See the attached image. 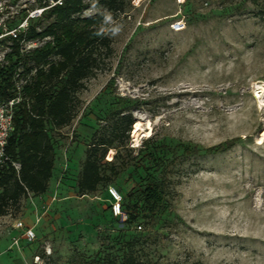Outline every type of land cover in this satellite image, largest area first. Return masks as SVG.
<instances>
[{"label":"rangeland","instance_id":"obj_1","mask_svg":"<svg viewBox=\"0 0 264 264\" xmlns=\"http://www.w3.org/2000/svg\"><path fill=\"white\" fill-rule=\"evenodd\" d=\"M41 0H0L6 29ZM89 8L82 17L111 13L123 25L102 71L85 82L71 125L52 133L55 168L47 192L0 217V264H75L121 257L135 242L140 264H264V20L250 0H124L112 13ZM96 3V2H95ZM182 21L175 32L171 24ZM49 22L37 27L43 30ZM25 45L26 51L46 41ZM7 46L0 48L6 53ZM259 87V88H258ZM117 98L133 105L142 129L109 151L111 182L80 196L77 181L94 133ZM233 143L226 151H211ZM180 145L200 150L184 155ZM151 174L162 184L165 211L146 213L140 195ZM123 197L122 222L109 189ZM138 201L139 211L133 204ZM35 226L20 240L15 223ZM141 227V229H139Z\"/></svg>","mask_w":264,"mask_h":264},{"label":"trees","instance_id":"obj_2","mask_svg":"<svg viewBox=\"0 0 264 264\" xmlns=\"http://www.w3.org/2000/svg\"><path fill=\"white\" fill-rule=\"evenodd\" d=\"M51 1L59 0H41L39 8L51 6ZM250 1L260 6L264 20V0ZM95 2L97 8L103 7L112 13L124 9V0ZM60 3L47 9L41 18L30 20L27 30L17 39L4 38L0 42V48H10L5 56L6 63L0 64V100L13 98L19 83L23 95L14 112V130L6 150L8 161L0 166V217L18 212L24 199L47 192L56 161L52 133L72 124L80 105L78 95L86 89L85 82L95 78L102 71L105 59L112 55L110 37L95 35L103 24L104 13L82 17L89 8L87 0H61ZM27 16L24 12L20 22ZM43 22L49 24L38 31L37 27ZM19 23L9 29L16 28ZM46 39L49 40L42 46L26 51V44ZM132 110L130 101L117 98L105 118L106 127L94 133L77 181L80 196L94 194L99 187L111 182L103 162L109 151H118L129 142L136 125ZM232 147L233 143H226L216 149H207V152L226 151ZM179 148L184 155L200 152L186 145ZM14 164L19 165L18 170ZM137 194L146 213L155 215L165 211L162 184L151 174L146 176L143 189L138 187L137 191L127 194L129 201ZM133 208L139 211L138 201ZM128 220L127 216L125 222ZM135 242L126 243L127 250L121 257L106 255L75 264H140L134 251Z\"/></svg>","mask_w":264,"mask_h":264},{"label":"built area","instance_id":"obj_3","mask_svg":"<svg viewBox=\"0 0 264 264\" xmlns=\"http://www.w3.org/2000/svg\"><path fill=\"white\" fill-rule=\"evenodd\" d=\"M61 0L58 2H52L51 6L47 8H38L34 11H31L26 19L21 21L18 26L14 29H6L5 25H2L0 23V42L4 38H12L17 39L18 35L24 33L28 26L30 20L41 18L43 13L49 9L52 6H55L56 4H61ZM3 9L0 8V15L2 16ZM1 19V18H0ZM184 27V24L182 21H175L171 24V29L175 32L181 31ZM29 44V43H28ZM27 45V44H26ZM8 51L4 54L0 52V64H5V56L8 52H10V48L7 47ZM22 84H16L15 86V96L11 99L1 101L0 100V166H3L8 161V156L6 155V150L8 146V140L14 130L13 125V117L16 107L22 102L23 95H22ZM255 98L258 97V93L254 95ZM15 168L18 170L19 165L14 164ZM109 194L112 197L114 203L112 204V214L116 218H120L122 222H125L127 220V215L122 210V196L120 193L114 189H109ZM15 228L19 230L22 234L20 238L13 239L12 247H18L20 249V240L23 239L27 243L31 244L34 243L36 240V234H35V226L28 227L23 221H18L15 223ZM141 229V227H139ZM35 264H43L41 258L39 256H36L34 259Z\"/></svg>","mask_w":264,"mask_h":264},{"label":"clouds","instance_id":"obj_4","mask_svg":"<svg viewBox=\"0 0 264 264\" xmlns=\"http://www.w3.org/2000/svg\"><path fill=\"white\" fill-rule=\"evenodd\" d=\"M95 2L93 3V7H95ZM123 25L116 20L113 19L111 13L103 14V24L95 33L97 36H110L115 37L122 31Z\"/></svg>","mask_w":264,"mask_h":264},{"label":"bare ground","instance_id":"obj_5","mask_svg":"<svg viewBox=\"0 0 264 264\" xmlns=\"http://www.w3.org/2000/svg\"><path fill=\"white\" fill-rule=\"evenodd\" d=\"M257 93H258L259 99L261 100V102L263 103V106H264V85L259 88V90H258ZM141 129H142V127L139 124L136 125V127H135V134L137 135ZM263 139H264V137H263Z\"/></svg>","mask_w":264,"mask_h":264},{"label":"crops","instance_id":"obj_6","mask_svg":"<svg viewBox=\"0 0 264 264\" xmlns=\"http://www.w3.org/2000/svg\"><path fill=\"white\" fill-rule=\"evenodd\" d=\"M26 224V223H25ZM28 227H31V225H29V224H26ZM22 234V233H21Z\"/></svg>","mask_w":264,"mask_h":264}]
</instances>
